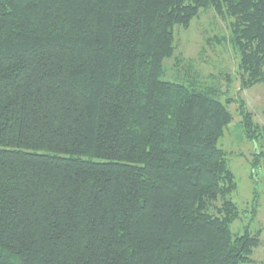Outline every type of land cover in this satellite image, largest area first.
<instances>
[{"label":"trees","instance_id":"16d2710c","mask_svg":"<svg viewBox=\"0 0 264 264\" xmlns=\"http://www.w3.org/2000/svg\"><path fill=\"white\" fill-rule=\"evenodd\" d=\"M210 10L241 89L264 81V0H0V264L253 261L219 145L235 99L177 52Z\"/></svg>","mask_w":264,"mask_h":264},{"label":"rangeland","instance_id":"374dc122","mask_svg":"<svg viewBox=\"0 0 264 264\" xmlns=\"http://www.w3.org/2000/svg\"><path fill=\"white\" fill-rule=\"evenodd\" d=\"M229 28L228 22L214 10L203 12L189 28L176 27L177 52L196 60L199 83L218 86L224 101L235 99L229 106L234 120L219 141L227 152L229 166L238 183L232 197L241 213L233 222L232 230L240 234L248 228L258 234L260 244L251 254L253 261L245 264H264V137L255 141L248 139L238 111L241 99L253 113L256 123L264 129V81L241 89L235 52L228 43L220 45L215 38L217 34H228Z\"/></svg>","mask_w":264,"mask_h":264}]
</instances>
